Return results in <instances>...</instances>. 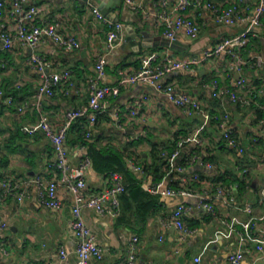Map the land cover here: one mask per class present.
I'll use <instances>...</instances> for the list:
<instances>
[{"label": "crops", "instance_id": "0c3cea01", "mask_svg": "<svg viewBox=\"0 0 264 264\" xmlns=\"http://www.w3.org/2000/svg\"><path fill=\"white\" fill-rule=\"evenodd\" d=\"M137 1L143 5L139 12L125 0H32L29 5L39 9L34 23L55 25L62 35L75 37L79 48L66 51L50 37H44L35 48L15 41L9 51L3 50L0 42V224H7L0 234V264L79 263L76 254L79 239L71 227L73 197L68 188L59 183L60 207L49 209L42 205L37 187L29 188L28 196L20 202L15 194L6 193L3 186L4 181L35 177L48 182L60 180L53 145L39 127L40 111L49 116L57 129L63 125L67 111L85 107L89 100L87 81L96 74L95 65L100 56L106 61L103 83L114 86L119 82L120 69L139 71L144 67V58L156 55L162 62L167 54L178 58L202 56L223 39L245 31H249L250 37L248 45L240 51L243 63L220 54L201 67L173 71L161 79L177 93L198 99L210 114L218 117L206 125L200 116H187L182 108L151 86H123L119 96L108 99L107 112L100 116L90 139L100 148L118 150L127 171L143 191L155 198L157 205L143 220L130 212L125 214L121 197L118 218L101 216L92 208H84L82 217L103 249V258L93 259L90 264H126V248L133 236L139 238L135 264H227L228 257L239 249L241 234L247 236L245 248L250 250L244 254L242 264H264L257 250L258 245L264 247L261 195L264 190V124L261 122L264 118V16L262 26H251L248 22L225 24L217 22L207 6L212 3L245 17L254 13L261 0H204L202 7L188 11L201 27L199 36L191 38L179 31L176 48H145L141 43L143 33L151 43L168 39L160 15L163 10L176 11L177 0ZM163 1L167 2L165 8ZM102 5L111 21L123 25L122 39L112 49L107 47L109 26L97 21L91 13V7L102 11ZM8 12L9 7L4 15L6 22ZM31 55L49 62L47 73L71 71L70 80L60 84L53 96H44L39 105L36 96L42 76L29 63ZM241 79L245 87L235 88L236 92L247 97L249 88L253 87L261 91L263 104L258 101L245 106L229 97L213 96V83L226 88ZM9 97L13 98V105L7 104ZM26 102L29 107L20 113L17 106ZM131 111L139 114L133 116ZM117 114L122 128L112 118ZM222 122L243 147V153L226 143ZM85 126L86 119L77 120L67 136L72 166H77L87 154ZM199 130L201 144L190 142L178 147L182 139ZM153 145L164 148L167 159L179 151L173 162L174 172L166 176L165 185L191 189L197 196L166 197L149 193L148 189L163 181L166 175L159 163L161 178L152 169L145 170L154 165ZM134 166L141 170L135 171ZM245 169L248 173L244 175ZM119 173L128 187L126 175ZM110 174L97 171L92 164L86 175V192L105 190ZM216 186L226 192L219 194ZM200 196L214 205L216 215L200 206ZM180 204L186 207V225L194 230L184 240L170 224V215ZM62 250L67 253L64 259L60 256Z\"/></svg>", "mask_w": 264, "mask_h": 264}, {"label": "built area", "instance_id": "2783aa9c", "mask_svg": "<svg viewBox=\"0 0 264 264\" xmlns=\"http://www.w3.org/2000/svg\"><path fill=\"white\" fill-rule=\"evenodd\" d=\"M32 0H0V42L2 49L9 51L12 49L15 41H19L22 45L30 48H35L44 37L52 38L61 48L66 51H74L79 48V41L72 36L62 35L55 25H37L34 23L39 9L35 5H29ZM133 10L139 12L143 10V5L137 0H125ZM204 0H177L176 11L168 12L163 10L160 15L162 23L165 24V36L170 41H175L179 31H184L189 37L196 38L201 32L200 25L188 14L192 7H202ZM167 2H162V7L165 8ZM207 6L212 10L217 22L225 24H234L236 22H248L251 26H262L264 16V0H261L259 6L254 13L249 16H241L232 10H224L220 7L207 3ZM9 7V20H4L6 8ZM91 13L99 22L108 25L110 31L107 36V47L114 48L122 39L123 25L118 22L111 21L98 7H91ZM250 33L245 31L237 36L227 37L219 42L213 49L205 51L202 56L178 58L174 55L167 54L162 62H159L156 55L144 58V67L135 72H128L125 69L118 71L119 82L117 85L111 86L103 83V78L106 74V61L103 56L97 58L95 65L96 74L90 77L87 81L89 100L88 104L80 109H71L65 115V121L60 128H54L51 124L49 116L41 112L39 113V127L43 134L49 139L53 145L56 156V168L60 173L59 182L45 181L40 177L19 179L17 181H4L3 186L5 192L15 194L18 201L22 202L29 194V188L35 186L39 189V196L43 206L49 209H58L60 201L57 195V188L59 183L68 188L73 197L72 206V223L71 227L79 239V244L76 249V254L79 258L78 264H90L94 260H101L103 258V249L97 244L96 236L93 231L86 225L82 217V210L84 208H92L101 216H111L118 218L121 215V197L127 192V185L124 177L119 172L110 174L109 186L100 192L87 193L86 192V175L89 167L92 165V160L86 154L77 166H72L69 161V150L66 146V140L72 125L80 119H86V126L84 136L90 139L93 136L96 125L102 114L107 112L108 99L110 97H117L120 94V89L123 86L130 84H143L153 87L155 90L166 95L169 101L175 106L184 110V113L189 116H200L204 120V125L213 119H218L210 114L201 104V102L188 95L177 93L174 88L165 84L161 79L168 73L177 70H191L193 68L201 67L208 63L212 57L227 54L239 64L242 61L240 51L248 45ZM29 63L34 65L41 73L42 83L37 94L38 105L44 96H53L57 88L63 82H68L71 78V71L65 70L61 73H47L49 62L37 55H31ZM213 96L215 98L229 97L235 103H242L245 106H252L258 102L262 96L261 91L255 88H249V96L243 97L235 88L245 87L243 79L237 80L232 86L226 88H219L216 83L212 84ZM7 104L13 105L12 97L7 99ZM140 107V104H138ZM29 107L28 103L17 106L20 113L26 111ZM132 115H138V111L132 112ZM117 123L118 127L122 128V122L117 115L112 117ZM264 124V118L261 121ZM203 125V127H204ZM221 127L224 129L223 138L226 143L236 148L240 153L244 152L243 147L240 146L238 140L233 136L232 132L228 130L225 122H222ZM199 130L191 137L182 139L178 143V147H182L185 143L201 144ZM32 133V132H31ZM85 149V148H84ZM179 151L168 157L170 168L166 173L164 180L148 189L152 195H161L166 197H191L197 196L194 191L185 187L173 188L165 185L166 176H171L174 172L173 162ZM135 171H140L138 166L133 167ZM248 170H243V174H247ZM216 191L219 194L224 193V189L216 186ZM226 192V191H225ZM208 195V190L205 192ZM204 194V195H205ZM262 198H264V190L262 191ZM231 201L234 198L231 197ZM2 203V199H0ZM200 206L216 215L214 205L207 200L205 196H200ZM250 212V208L247 209ZM186 207L183 204L178 205L170 215V224L174 226L181 234L182 240L187 236L193 234L194 230L186 225L184 215ZM255 226V225H254ZM7 228L6 223L0 224V234ZM255 227L253 228V230ZM239 249L228 257L227 264H242L244 254L250 252L245 248L247 236L241 234L239 238ZM139 238L133 236L126 248V264H135L137 261V254L139 252ZM262 258H264V247L257 246ZM61 259L67 256L65 251L60 252ZM197 262H199L197 260Z\"/></svg>", "mask_w": 264, "mask_h": 264}, {"label": "trees", "instance_id": "16d2710c", "mask_svg": "<svg viewBox=\"0 0 264 264\" xmlns=\"http://www.w3.org/2000/svg\"><path fill=\"white\" fill-rule=\"evenodd\" d=\"M258 101L262 103L260 98ZM260 116H262V113ZM84 142L87 146V154L91 158L92 164L97 171L107 174L118 171L126 175L129 185L127 192L122 196L125 205V214L126 212H130L137 218L144 220L153 211L157 203L154 197L143 191L140 185L137 184L135 177L127 171L123 155L118 150L112 148H100L91 139H87ZM165 151L164 148L161 149L159 146L153 145L151 153L155 157L154 165L145 168V170L150 171L152 169V173L161 178L162 174H160L158 169L159 163L164 168V174L165 172L167 173L170 165L169 160L163 155Z\"/></svg>", "mask_w": 264, "mask_h": 264}, {"label": "water", "instance_id": "95a60500", "mask_svg": "<svg viewBox=\"0 0 264 264\" xmlns=\"http://www.w3.org/2000/svg\"><path fill=\"white\" fill-rule=\"evenodd\" d=\"M80 2H87L88 0H79ZM102 11L104 14H108L107 13V9L105 6L102 5L101 7ZM143 35V40H142V43L141 45L145 48H152V47H155V46H170L172 48H176V44H175V41H170L169 39H165L166 41H160V40H156L154 41V43H151V41H148L147 40V35L145 33L142 34ZM138 44V43H137ZM139 46V45H138Z\"/></svg>", "mask_w": 264, "mask_h": 264}]
</instances>
